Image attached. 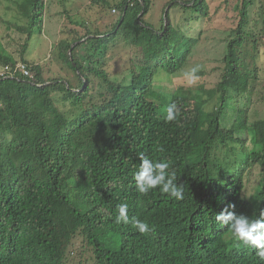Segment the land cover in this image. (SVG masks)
I'll use <instances>...</instances> for the list:
<instances>
[{
	"label": "trees",
	"instance_id": "16d2710c",
	"mask_svg": "<svg viewBox=\"0 0 264 264\" xmlns=\"http://www.w3.org/2000/svg\"><path fill=\"white\" fill-rule=\"evenodd\" d=\"M4 1L24 20L6 29L26 38L0 40V264H72L77 235L91 264H264L215 220L229 202L253 218L264 208V5L251 19L256 0H233L238 20L223 28L214 84L166 91L160 82L202 48L195 23L210 17L209 0L165 1L158 27L145 19L150 0H100L101 29L72 21L84 32L69 29L49 44L48 65L60 61L66 76L26 57L34 34L47 39V0ZM111 10L118 13L108 23ZM126 48L142 65L118 78L107 69L109 53ZM200 63L203 75L210 69ZM173 102L180 114L166 122ZM140 153L170 162L182 200L159 187L136 190ZM121 204L149 233L116 223Z\"/></svg>",
	"mask_w": 264,
	"mask_h": 264
},
{
	"label": "rangeland",
	"instance_id": "374dc122",
	"mask_svg": "<svg viewBox=\"0 0 264 264\" xmlns=\"http://www.w3.org/2000/svg\"><path fill=\"white\" fill-rule=\"evenodd\" d=\"M99 1L100 0H47V5L44 11V19L46 22L43 27V29L46 30L47 39L43 43L41 41L42 34H34L28 42L26 57L36 62L47 63L48 65V55L51 54L49 46L51 41L54 43L60 36H66L69 29L84 32L79 25V27L72 25V21H86V25L91 28L95 27V24L98 23L97 26L101 29L99 21L101 18L106 16V11L103 9L102 3ZM106 1L114 3L117 0ZM165 1L167 0H150V10L145 15V19L157 27L159 25L160 18L164 15ZM233 4V0H228L227 2L224 0H209L211 10L210 17L203 21H196L195 23V26H199L204 29L202 37L204 39L201 42L202 48L194 50L192 58L181 72L174 74L165 81L160 82L162 85H165L164 88L166 91H172L178 86L186 87L190 85L191 83L188 82V78L184 75V73L190 71L192 67L198 65L200 62L205 69L210 70L205 71L203 75L197 74V77H202H198L195 81L203 79L207 82L206 87L216 82L221 73L222 67L219 60L222 58L225 45L223 41L226 38V32L224 30L229 27H234L238 20V15L236 14V10L233 9ZM259 5H264V0L255 1L254 5L250 9L249 18L253 19L260 16ZM117 13V10H111L112 15L107 17L108 23H112L115 20ZM6 21H10L14 24L24 23L23 18L18 14V10H8L7 1L0 0V40L6 41V35L9 34L10 38L15 40V42L10 43L9 45H15L20 42L22 38L23 40L26 38L15 29L7 30ZM223 28L225 29L223 30ZM43 35L46 38L45 34ZM109 56L110 59L107 63V69L112 74H117L118 78L121 77L119 74L122 70L133 62L138 65H142L139 63L140 59H137V61L131 59L134 54H130L129 48L109 53ZM258 64L261 69L264 70V49L261 51ZM48 66L51 68L52 74H55V76H66L71 74L70 69L61 64L60 61L57 62L55 60ZM90 256L91 253L87 249L85 241L81 236H75L72 241V248L70 251V262L72 264H77L79 262L81 264H91L92 261L87 260Z\"/></svg>",
	"mask_w": 264,
	"mask_h": 264
},
{
	"label": "clouds",
	"instance_id": "9594fccd",
	"mask_svg": "<svg viewBox=\"0 0 264 264\" xmlns=\"http://www.w3.org/2000/svg\"><path fill=\"white\" fill-rule=\"evenodd\" d=\"M22 64H18L19 68ZM21 69V68H20ZM201 70L199 65L184 73L188 78L189 83L195 82L198 78L197 73ZM179 109L175 102L169 104L166 108V122H172L179 116ZM140 164L138 170L134 173L133 179L135 181L136 190L143 195H147L151 190L159 187L162 193L168 194L169 197L175 200H182L184 198V191L182 184L176 183V174L170 171V162L166 160H153L147 155L140 153ZM236 205L234 203H227L223 209L216 214V222L224 227L230 229V238L234 241L241 242V246H246L257 249L256 255L261 261H264V208L259 209V216L255 218L245 213L237 214L235 211ZM116 223H131L132 226L141 234H147L151 230L147 222L138 219L137 217H129L128 205L121 204L118 206V215L115 218ZM203 240H207L205 235L201 236ZM247 248V249H252ZM203 252L200 251L199 255ZM186 264V263H181ZM187 264H202L201 261H192Z\"/></svg>",
	"mask_w": 264,
	"mask_h": 264
},
{
	"label": "built area",
	"instance_id": "2783aa9c",
	"mask_svg": "<svg viewBox=\"0 0 264 264\" xmlns=\"http://www.w3.org/2000/svg\"><path fill=\"white\" fill-rule=\"evenodd\" d=\"M21 70H23V72L26 74L27 73V70L24 68L23 65L20 66Z\"/></svg>",
	"mask_w": 264,
	"mask_h": 264
}]
</instances>
